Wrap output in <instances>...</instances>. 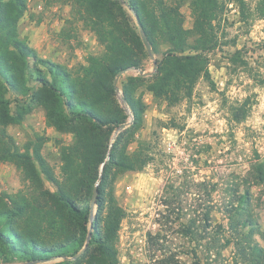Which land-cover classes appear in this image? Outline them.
Here are the masks:
<instances>
[{
	"label": "trees",
	"instance_id": "1",
	"mask_svg": "<svg viewBox=\"0 0 264 264\" xmlns=\"http://www.w3.org/2000/svg\"><path fill=\"white\" fill-rule=\"evenodd\" d=\"M70 1L83 11V22L104 50L102 56L88 59L80 77L40 59L19 39L17 25L27 0H0V162L12 163L36 193L30 199L9 198L7 203L0 199V264H39L52 259H60L59 264H119L116 243L125 213L114 197L113 185L118 172H139L146 164L144 156L127 153L144 123L146 108L137 90L147 82L142 76L145 58L161 54L153 61L155 72L146 89L169 105L190 98L198 79L209 76L205 53L217 43L213 33L221 12L217 0H189L191 30L184 27L180 5L170 6L166 0H155L152 7L145 0ZM128 13L137 17L136 27ZM163 46L166 49L161 52ZM188 51L194 54L184 55ZM128 70L140 74L122 86L126 111L117 99L115 83ZM7 94L41 105L48 127L74 136V146L62 156V182L42 155L44 138H37L20 153L9 137L7 127L21 124L30 108L13 115ZM233 118L240 123L244 116ZM121 126L125 129L111 143ZM252 171L254 180L248 186L264 188V156ZM43 179L52 185L53 193L44 188ZM98 181V197L91 206ZM198 186L207 189L205 183ZM236 186L231 193L225 184L216 205L198 209V216L185 227L184 235L194 242L190 254L195 262H216L233 244L240 261L264 264V247L254 241L257 235L264 243V230L250 213V187L240 191L241 185ZM210 188L211 193L217 189L215 185ZM213 208L227 221L226 226L213 227ZM158 264L179 262L170 255Z\"/></svg>",
	"mask_w": 264,
	"mask_h": 264
},
{
	"label": "rangeland",
	"instance_id": "2",
	"mask_svg": "<svg viewBox=\"0 0 264 264\" xmlns=\"http://www.w3.org/2000/svg\"><path fill=\"white\" fill-rule=\"evenodd\" d=\"M145 1L150 7L155 2ZM217 1L221 8L213 30L217 43L205 53L209 76L198 79L190 98L169 105L146 89L151 75H142L147 82L137 94L146 108L144 123L127 153L144 156L146 164L139 172H118L113 185L114 197L125 213L116 243L119 264H158L170 255L179 264L197 263L190 254L194 242L183 231L189 220L198 216V209L216 205L227 183L231 193L238 184L240 191L250 187V213L264 230V188L248 186L254 180L252 166L264 156V0ZM166 3L180 5L184 27L191 30L190 1ZM128 16L136 27L135 18L130 13ZM82 19L83 11L74 1L27 0L26 11L17 25L18 37L40 59L59 64L73 77H80L88 59L104 52L95 32ZM192 41L190 38L189 43ZM165 49L163 46L160 51ZM160 58L161 54L145 58L143 73L153 75V61ZM139 74L128 70L116 78L117 99L126 111L121 102L122 86ZM6 98L11 101L13 115L30 108L21 124L7 127L16 148L24 153L37 138H44L42 155L55 178L62 182V156L74 146V136L48 127L41 105L20 96L15 100L7 94ZM237 114L244 116L240 123L233 120ZM130 124L129 119L127 127ZM200 183H205L207 189L199 188ZM43 184L46 190L55 191L44 179ZM214 185L217 189L211 193ZM35 194L21 171L12 163L0 162V199L7 203L9 198L30 199ZM211 219L213 227L227 225L216 208ZM254 241L264 247L257 235ZM232 245L223 251L222 259L197 264H245L235 256ZM60 261L52 259L39 264Z\"/></svg>",
	"mask_w": 264,
	"mask_h": 264
},
{
	"label": "water",
	"instance_id": "3",
	"mask_svg": "<svg viewBox=\"0 0 264 264\" xmlns=\"http://www.w3.org/2000/svg\"><path fill=\"white\" fill-rule=\"evenodd\" d=\"M114 1L122 2V0H114ZM134 17H135V20L137 21V17H136V16H134ZM139 29H141L140 26H139ZM142 75H143V76H150V75H152V73H142ZM115 85H116V83H115ZM124 127H125V126H121V127H119V128L115 131L114 135H117V133H119L121 130H123ZM110 149H111V146H110ZM108 157H109V155H108ZM100 179H101V175H100V177H99V181H100ZM99 181L95 184V186H94V188H93L92 198H91V206H93V205L95 204V202H96V200H97V197H98V185H99ZM89 236H90V235H88V239H89ZM84 249H86V246H85ZM79 255H80V254H79ZM79 255H78V256H79ZM78 256H77V257H78Z\"/></svg>",
	"mask_w": 264,
	"mask_h": 264
}]
</instances>
